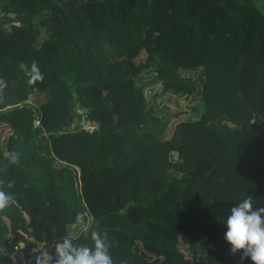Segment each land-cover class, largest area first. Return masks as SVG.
Returning <instances> with one entry per match:
<instances>
[{"label":"trees","instance_id":"1","mask_svg":"<svg viewBox=\"0 0 264 264\" xmlns=\"http://www.w3.org/2000/svg\"><path fill=\"white\" fill-rule=\"evenodd\" d=\"M148 69L163 90L203 102L167 136L146 107ZM181 69H200V80ZM0 79V179L15 181L0 247L76 237L68 226L83 213L107 232L114 264H192L196 242L214 246L197 264H241L224 240L229 209L247 195L264 207L256 0H0ZM76 105L96 131L72 127ZM13 149L20 164L5 172Z\"/></svg>","mask_w":264,"mask_h":264},{"label":"clouds","instance_id":"2","mask_svg":"<svg viewBox=\"0 0 264 264\" xmlns=\"http://www.w3.org/2000/svg\"><path fill=\"white\" fill-rule=\"evenodd\" d=\"M31 81L34 84L42 80V73L35 62L32 64ZM7 82L0 79V103L5 100L4 90ZM7 163L3 165V171L8 167L18 166L21 153L15 149L6 154ZM15 185V181L5 184L0 179V213L7 212L15 204V194L7 191ZM27 187V185H25ZM256 200L252 195H247L241 202L229 209L225 226L224 240L230 246V254L240 253V262L249 259L251 264H264V207H254ZM77 219L81 222L79 235L76 237L65 236L60 240L50 241L40 249H32L34 264H114L110 253L111 243L107 232L100 230L99 221L86 219L81 213ZM90 240L91 244L79 243L80 239ZM25 247L21 245V248ZM7 255L6 250L0 247V256ZM15 264L16 257H11ZM121 264H127L122 261Z\"/></svg>","mask_w":264,"mask_h":264},{"label":"rangeland","instance_id":"3","mask_svg":"<svg viewBox=\"0 0 264 264\" xmlns=\"http://www.w3.org/2000/svg\"><path fill=\"white\" fill-rule=\"evenodd\" d=\"M256 4L264 11V0H256ZM181 72L196 77L198 81L200 80V69H181ZM142 80L145 84L146 107L150 108L152 114L160 119V123L167 121L164 132L165 136L171 134L173 127L179 120L194 119L199 116L203 108V102L199 94H182L171 90H163L161 82L155 79L154 72L151 69H148L143 74ZM73 121H75V119ZM72 127H75L74 122L72 123ZM80 226L81 222L78 220L68 226V232L73 233ZM185 250V248L184 250L178 249V252H180L178 257L181 256ZM152 254L154 256L156 255L154 253Z\"/></svg>","mask_w":264,"mask_h":264},{"label":"built area","instance_id":"4","mask_svg":"<svg viewBox=\"0 0 264 264\" xmlns=\"http://www.w3.org/2000/svg\"><path fill=\"white\" fill-rule=\"evenodd\" d=\"M75 116L74 119V126L87 131L89 133H92L96 131L99 127L98 122L92 118H90L84 108H82L79 105H76L74 108ZM72 122V123H73ZM34 123L36 125H39V118L34 120ZM72 125V124H71ZM12 237L13 235L10 234ZM8 243L10 244L8 248H6L7 257L13 264V260L11 257H16L15 264H33L34 261L31 259V256L35 255L31 252L32 249H40L44 247L47 244L39 243L33 241L32 238H26L25 240H19L17 242H12L11 239L8 240ZM21 245H24L25 247L21 248Z\"/></svg>","mask_w":264,"mask_h":264},{"label":"water","instance_id":"5","mask_svg":"<svg viewBox=\"0 0 264 264\" xmlns=\"http://www.w3.org/2000/svg\"><path fill=\"white\" fill-rule=\"evenodd\" d=\"M33 109L35 111L36 118L38 119L39 115H40L39 111H38L36 106H33ZM179 145H180V141L178 142L177 147H179ZM169 155H170L171 161H175L177 159V151L176 150L170 151ZM169 171L173 174H176V175L178 174V171H176L173 168H171ZM208 248L214 249L213 244L210 243L206 247V246L201 245L199 242H196L195 244L190 243L189 244V251L192 253V264H197V259H202L204 257V255L207 253ZM32 257L33 256H31V259H32Z\"/></svg>","mask_w":264,"mask_h":264}]
</instances>
